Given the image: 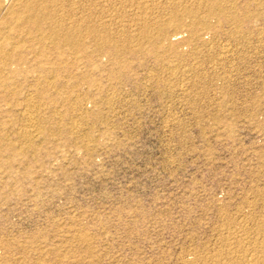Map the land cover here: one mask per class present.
Here are the masks:
<instances>
[{"label": "rangeland", "instance_id": "rangeland-1", "mask_svg": "<svg viewBox=\"0 0 264 264\" xmlns=\"http://www.w3.org/2000/svg\"><path fill=\"white\" fill-rule=\"evenodd\" d=\"M41 1L0 0V264H264V0Z\"/></svg>", "mask_w": 264, "mask_h": 264}, {"label": "bare ground", "instance_id": "bare-ground-1", "mask_svg": "<svg viewBox=\"0 0 264 264\" xmlns=\"http://www.w3.org/2000/svg\"><path fill=\"white\" fill-rule=\"evenodd\" d=\"M29 1H30V0H29ZM42 1H43V0H42ZM42 1H41V4H42ZM52 1H53V0H52ZM52 1H51V2H52ZM25 2H26V1H25ZM51 2H50V3H51ZM26 3H27V2H26ZM44 3H45V2H44ZM50 5H51V4H50ZM218 8H219V7H218ZM221 9H222V8H221ZM25 13H26V12H25ZM172 17H173V16H172ZM33 18H34V17H33ZM176 18H177V17H176ZM174 19H175V18H174ZM170 21H171V20H170ZM175 21H177V20H175ZM175 21H173V22H175ZM14 46H15V45H14ZM60 63H61V62H60ZM262 225H263V224H262ZM263 228H264V226H263ZM235 252H236V251H235ZM239 254H240V253H239ZM256 258H257V257H256ZM258 258H259V257H258ZM259 259H260V258H259ZM257 261H258V260H257Z\"/></svg>", "mask_w": 264, "mask_h": 264}]
</instances>
